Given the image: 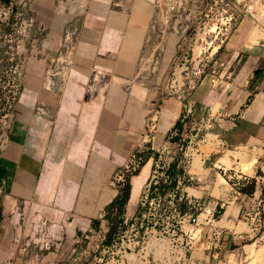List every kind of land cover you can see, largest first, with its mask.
<instances>
[{"label": "crops", "instance_id": "obj_1", "mask_svg": "<svg viewBox=\"0 0 264 264\" xmlns=\"http://www.w3.org/2000/svg\"><path fill=\"white\" fill-rule=\"evenodd\" d=\"M166 2L26 0L35 27L0 142L1 258L16 253L20 238H81L95 220L102 224L122 186L113 174L147 133L158 146L177 122L209 126L229 150L216 162L233 169L264 154V0L241 1L236 24L214 48L216 68L177 94L161 65L146 60L148 51L187 46L181 37L192 19L177 27ZM185 100L192 111L183 120ZM201 162L185 178L200 179L216 164ZM151 166L149 159L128 177L125 211H133Z\"/></svg>", "mask_w": 264, "mask_h": 264}, {"label": "rangeland", "instance_id": "obj_2", "mask_svg": "<svg viewBox=\"0 0 264 264\" xmlns=\"http://www.w3.org/2000/svg\"><path fill=\"white\" fill-rule=\"evenodd\" d=\"M163 5L179 28L186 17L192 19L187 35L181 37L187 46L146 52V60L161 65L163 80L172 84L169 93H176L216 68L213 52L225 37L221 32L226 20L216 0H167ZM27 8L26 0H0V142L10 115L8 81L16 63L22 71L30 40L25 32ZM19 78L21 83V74ZM178 129L171 143L164 141L151 151L150 178L133 211L119 216L117 210H105L102 224L97 219L99 223L81 238H20L16 253L0 257V264H264V154L247 169L241 164L245 161L234 169L224 167L216 160L229 150L221 147L209 126L182 123ZM159 155L162 161L156 167ZM201 159L216 164L200 179L184 177L175 191L170 186L173 176L190 164L199 172L197 167H204ZM185 160L189 163H181ZM169 173L173 176L164 181ZM201 186L204 193L196 191Z\"/></svg>", "mask_w": 264, "mask_h": 264}, {"label": "built area", "instance_id": "obj_3", "mask_svg": "<svg viewBox=\"0 0 264 264\" xmlns=\"http://www.w3.org/2000/svg\"><path fill=\"white\" fill-rule=\"evenodd\" d=\"M219 4V8L221 11L222 15H225V20H226V25L224 26V30L221 32L223 34V36H227L228 33L231 31V29L233 28V26L236 24L238 18H239V12L241 11V1L242 0H216ZM25 32L26 35L30 36L31 33V29L33 27H35V18L32 14H28V16L25 18ZM17 31H15V34L17 35ZM18 36V35H17ZM12 40H17V37L15 36L14 39ZM208 43H205L203 46L208 47ZM16 66H14L13 70H12V75L10 77V80L8 81L10 83V89H8V98L11 99V102L9 104V113L8 115L11 113V109L13 107L14 102L16 101L19 91H20V87H21V83H20V64L16 63ZM174 81V80H173ZM169 87V91L171 88H173L172 84L168 85ZM192 87V86H191ZM191 87L187 88L190 89ZM177 94V92L175 93ZM179 97H183L184 94H179ZM183 112H182V119L185 120L188 115L191 113L192 111V104L189 100H185L183 102V108H182ZM178 131L179 129L177 127L173 128L168 134H167V139L165 140L167 143H171L172 140L174 139V137H176L178 135ZM5 132V131H4ZM158 149V146H155L152 137L150 136V134H145V136L142 138V140L139 141V143L137 144L135 150L133 151V153L131 154L130 158L128 159V161L124 164V166L122 168H119L114 174L113 177L111 179L113 184H121L123 185L125 183L126 180V176L128 174H134L135 172H137V170L139 168H141L143 166V164L146 162V160H148V158L152 157V155L150 154L152 150L154 149ZM160 157L155 160V165L156 167H159V161H162V157L161 155H159ZM173 159V158H171ZM181 163H189V160H185V161H181ZM178 165V164H177ZM179 166V165H178ZM169 174L167 176H165V178L163 179L164 181H166L169 178ZM185 174L184 171L181 172V175H176V186H175V191L177 190V188L179 189V184L181 183L182 179H184ZM184 181V180H183ZM3 197V187L2 185H0V205H1V200ZM2 217H1V210H0V223H1Z\"/></svg>", "mask_w": 264, "mask_h": 264}, {"label": "trees", "instance_id": "obj_4", "mask_svg": "<svg viewBox=\"0 0 264 264\" xmlns=\"http://www.w3.org/2000/svg\"><path fill=\"white\" fill-rule=\"evenodd\" d=\"M2 1L9 2V0H2ZM175 127L180 128L181 127L180 123L177 122ZM173 166H175V164H172V167ZM169 176H173V174L169 173ZM170 181H171L170 186L175 187L176 186V176L174 175L173 180H170ZM251 187L253 188V179H252V186ZM129 190H130V183H128V181H127L120 188L117 197L107 206L106 211L117 210V215L120 216L121 214H123L125 212V205H126L128 198H129ZM248 192H251V191H248ZM181 205H182L181 208L184 209L187 205L186 201H183ZM98 223H99V220L94 221V224H98ZM113 227L115 228V226H113ZM111 228L109 229V232L107 234H111V232H112Z\"/></svg>", "mask_w": 264, "mask_h": 264}, {"label": "bare ground", "instance_id": "obj_5", "mask_svg": "<svg viewBox=\"0 0 264 264\" xmlns=\"http://www.w3.org/2000/svg\"><path fill=\"white\" fill-rule=\"evenodd\" d=\"M212 26V25H211ZM202 33V32H201ZM204 34V33H203ZM205 36V35H204ZM197 46V48L195 47V49H198V46H200V45H196ZM215 46V45H214ZM199 49H201L200 47H199ZM199 54V53H198ZM62 62V61H61ZM63 64V63H62ZM49 73H51V72H49ZM47 80H49V79H47ZM48 85H49V83H48ZM44 87V86H43ZM46 87V86H45ZM47 87H49V86H47ZM51 88V87H50ZM49 88V89H50ZM43 90V89H42ZM45 90H47V89H45ZM44 91V90H43ZM50 92V91H49ZM43 96V95H42ZM46 97V96H45ZM44 98V97H43ZM44 100V99H43ZM46 100V99H45ZM44 104H45V102H43ZM228 152V151H227ZM225 154V153H224ZM247 154V153H246ZM203 155V154H202ZM256 155V154H255ZM255 155L251 158L250 156V159H249V157H248V160H240V163H241V161H245V163H241V164H244V168L245 169H247V168H249L253 163H254V161L256 160V157H255ZM245 156H247V155H245ZM242 157V156H241ZM228 159V158H227ZM221 160H223V159H221ZM197 161H198V159H197ZM234 163V162H233ZM232 163V164H233ZM227 164V163H226ZM231 163L229 162V164L228 165H230ZM200 166V165H199ZM240 167H242V165L240 166ZM223 180V179H222ZM252 249V248H251Z\"/></svg>", "mask_w": 264, "mask_h": 264}]
</instances>
